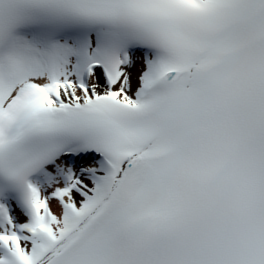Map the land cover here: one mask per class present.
<instances>
[{
	"label": "snow or ice",
	"instance_id": "1",
	"mask_svg": "<svg viewBox=\"0 0 264 264\" xmlns=\"http://www.w3.org/2000/svg\"><path fill=\"white\" fill-rule=\"evenodd\" d=\"M0 264H264V0H0Z\"/></svg>",
	"mask_w": 264,
	"mask_h": 264
}]
</instances>
